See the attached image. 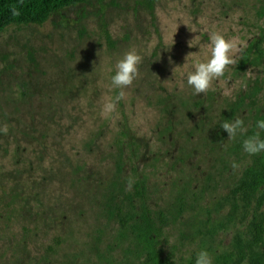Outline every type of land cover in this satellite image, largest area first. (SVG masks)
I'll return each instance as SVG.
<instances>
[{"label":"trees","instance_id":"1","mask_svg":"<svg viewBox=\"0 0 264 264\" xmlns=\"http://www.w3.org/2000/svg\"><path fill=\"white\" fill-rule=\"evenodd\" d=\"M88 1L0 0V33L12 25H41ZM246 2L235 24L245 38L236 73L246 83L232 97L174 89L157 92L149 105L152 123H140L130 110L104 119L93 111L91 127L43 117L0 132V264H195L197 252L181 255L172 228L187 212L183 197L193 178L185 176L186 166L194 158L230 175L222 199L233 230L226 250L209 252L213 264H264V152L249 155L242 146L264 119V0ZM145 3L152 7L151 0ZM236 118L247 132L229 140L221 125ZM161 175L171 180L174 201L159 194ZM59 210L66 216L54 234L43 219Z\"/></svg>","mask_w":264,"mask_h":264},{"label":"rangeland","instance_id":"2","mask_svg":"<svg viewBox=\"0 0 264 264\" xmlns=\"http://www.w3.org/2000/svg\"><path fill=\"white\" fill-rule=\"evenodd\" d=\"M145 2L90 0L52 14L41 25H12L1 32L0 128L7 125V134L13 133L43 117L64 118L68 126L79 120V125L91 127L88 116L95 111L104 119L105 103L116 102L120 89L111 86V77L118 60L130 50L142 57L139 76L124 89L125 98L116 102L115 112L130 110L140 123H152L149 105L157 92L192 90L185 74L195 62L208 58L209 32L234 41L237 60L245 38L237 36L235 24L246 0H151V8ZM248 68L244 70L250 73ZM241 77L236 64L231 65L213 81V91L220 98L232 97L245 87L246 77ZM232 158L239 160L236 155ZM188 163L185 176L193 180L183 197L187 212L172 225L173 238L185 257L202 249L219 254L228 248L233 230L225 215L229 205L222 199L230 184L229 172L206 167L195 158ZM162 181L159 194L174 201L171 180ZM65 216V210H59L43 221L58 234ZM74 262L80 264L82 259Z\"/></svg>","mask_w":264,"mask_h":264},{"label":"clouds","instance_id":"3","mask_svg":"<svg viewBox=\"0 0 264 264\" xmlns=\"http://www.w3.org/2000/svg\"><path fill=\"white\" fill-rule=\"evenodd\" d=\"M20 14V10L16 6H12V15L18 17ZM208 35L210 42L208 58L204 61L195 62L193 70L185 74L187 84L194 90V94L196 95L207 94L209 90H214L212 87L213 81L223 77L229 66L236 64L234 58L236 45L234 41L226 38L222 33L217 31L209 32ZM189 46H193L192 40L189 41ZM190 54L187 55L186 61ZM141 62L142 57L135 50H130L116 63L115 74L111 77V86L115 89H120L115 98L116 102L125 98L126 93L124 89L131 86L139 76V65ZM177 67L173 69V73H175ZM116 102L105 103L101 114L104 115L114 112ZM221 127L228 133L229 140L235 139L238 133L242 134L247 132L244 121L240 118H236L234 121H225ZM256 128L257 131L242 142L244 151L249 155H258L264 152V139L261 138V132L264 131V119L257 121ZM0 132L7 134L8 126L4 125L0 128ZM232 167L236 169L239 166L233 163ZM133 183L134 180L130 177L128 180L129 189ZM195 264H213L212 257L206 249H202L197 253Z\"/></svg>","mask_w":264,"mask_h":264}]
</instances>
